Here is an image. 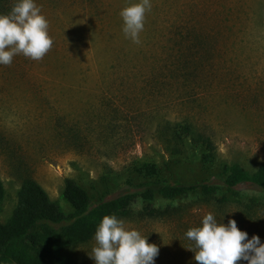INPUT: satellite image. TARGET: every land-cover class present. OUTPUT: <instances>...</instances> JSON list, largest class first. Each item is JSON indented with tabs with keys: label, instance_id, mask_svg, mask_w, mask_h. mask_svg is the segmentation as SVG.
Segmentation results:
<instances>
[{
	"label": "rangeland",
	"instance_id": "1",
	"mask_svg": "<svg viewBox=\"0 0 264 264\" xmlns=\"http://www.w3.org/2000/svg\"><path fill=\"white\" fill-rule=\"evenodd\" d=\"M17 2L0 0V15ZM34 2L53 47L41 61L19 54L0 65V224L27 182L66 207L67 178L107 200L144 165L192 183L264 163V0H150L138 44L120 12L140 0ZM239 191L138 199L118 219L159 248L154 264H197L186 232L208 213L264 244V195ZM95 231L70 250L74 264H95Z\"/></svg>",
	"mask_w": 264,
	"mask_h": 264
},
{
	"label": "trees",
	"instance_id": "2",
	"mask_svg": "<svg viewBox=\"0 0 264 264\" xmlns=\"http://www.w3.org/2000/svg\"><path fill=\"white\" fill-rule=\"evenodd\" d=\"M189 126H180L178 137L187 134ZM205 144L211 150V143ZM139 181L126 180L115 197L93 200L73 179L64 180L61 198L66 207L49 198L35 182L21 186L16 206L4 224H0V264H74L70 250L87 242L105 215L118 218L127 214L138 199L175 200L189 195L205 199L227 193L239 198V189L264 195V163L254 172L238 164L225 165L211 177L192 183L168 180L157 169L144 165ZM4 188L0 181V209Z\"/></svg>",
	"mask_w": 264,
	"mask_h": 264
},
{
	"label": "clouds",
	"instance_id": "3",
	"mask_svg": "<svg viewBox=\"0 0 264 264\" xmlns=\"http://www.w3.org/2000/svg\"><path fill=\"white\" fill-rule=\"evenodd\" d=\"M150 10V0H140L121 10L125 38L140 43L139 34ZM48 30L49 22L34 0H18L9 14L0 15V65L10 66L19 54L41 61L53 47ZM186 237L194 242L197 264H237L240 260L264 264V244L259 236L249 240L247 232L239 230L233 219L224 225L208 213L202 226L190 228ZM94 239L91 258L95 264H154L159 253L155 244H149L139 231L126 229L114 215L103 217Z\"/></svg>",
	"mask_w": 264,
	"mask_h": 264
}]
</instances>
